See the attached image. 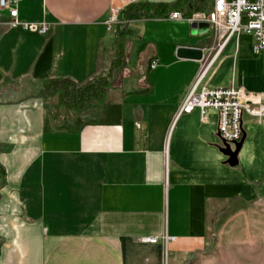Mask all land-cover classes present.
Wrapping results in <instances>:
<instances>
[{
    "label": "crops",
    "instance_id": "obj_1",
    "mask_svg": "<svg viewBox=\"0 0 264 264\" xmlns=\"http://www.w3.org/2000/svg\"><path fill=\"white\" fill-rule=\"evenodd\" d=\"M143 5L159 15L129 11ZM212 5L18 0L19 21L47 24V35L12 27L0 6V264H264V122L244 116L232 167L216 112L178 117L202 73V86L264 102L253 38L215 58L212 24L190 22ZM119 44L124 65L104 103L76 111L42 97L46 80L84 87L104 75ZM182 47L202 58H179Z\"/></svg>",
    "mask_w": 264,
    "mask_h": 264
},
{
    "label": "built area",
    "instance_id": "obj_2",
    "mask_svg": "<svg viewBox=\"0 0 264 264\" xmlns=\"http://www.w3.org/2000/svg\"><path fill=\"white\" fill-rule=\"evenodd\" d=\"M130 1L134 2V0ZM17 3L18 0H0L1 8L10 10L11 26H22L33 33L47 35L50 30L47 24H30L19 21ZM119 15V8L111 9L106 21L108 31H112L114 26L119 23ZM169 18L183 19L182 14L178 12L171 13ZM204 19L212 24L218 42L217 48H214L215 58L233 38L242 35L253 38V51L255 53L259 54L264 51V0H213L212 8L208 14L195 13L190 22L196 23ZM156 66L157 63L154 62L152 68ZM204 74L202 73L192 86L178 117L199 110L202 120L205 121L210 111L216 112L219 116L218 133L221 142L225 141L235 147V143L240 142L243 138V118L245 115L264 122V102L259 94L248 92L243 87L209 88L202 86ZM173 239L163 237L165 242ZM141 241L157 244L159 238L154 237Z\"/></svg>",
    "mask_w": 264,
    "mask_h": 264
},
{
    "label": "trees",
    "instance_id": "obj_3",
    "mask_svg": "<svg viewBox=\"0 0 264 264\" xmlns=\"http://www.w3.org/2000/svg\"><path fill=\"white\" fill-rule=\"evenodd\" d=\"M137 9L158 14V10L151 5L139 6L136 9L131 7L129 11ZM123 65L124 46L119 44L117 57L110 62L109 70L104 75L84 87L69 79L46 80L42 97L51 103L76 111L97 106L105 102L108 91L114 88Z\"/></svg>",
    "mask_w": 264,
    "mask_h": 264
},
{
    "label": "water",
    "instance_id": "obj_4",
    "mask_svg": "<svg viewBox=\"0 0 264 264\" xmlns=\"http://www.w3.org/2000/svg\"><path fill=\"white\" fill-rule=\"evenodd\" d=\"M178 57L185 59H201L202 52L197 48L182 47L178 50ZM246 140V134H243V138L240 142L235 143V147L231 144L223 141L221 151L228 156V164L232 167L239 165V154Z\"/></svg>",
    "mask_w": 264,
    "mask_h": 264
}]
</instances>
